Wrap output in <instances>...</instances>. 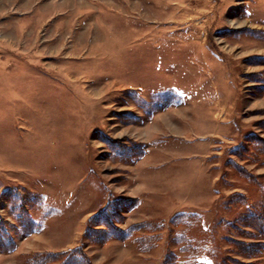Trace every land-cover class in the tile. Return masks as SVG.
Listing matches in <instances>:
<instances>
[{
  "label": "rangeland",
  "instance_id": "obj_1",
  "mask_svg": "<svg viewBox=\"0 0 264 264\" xmlns=\"http://www.w3.org/2000/svg\"><path fill=\"white\" fill-rule=\"evenodd\" d=\"M255 214L264 0H0V264H264Z\"/></svg>",
  "mask_w": 264,
  "mask_h": 264
},
{
  "label": "trees",
  "instance_id": "obj_2",
  "mask_svg": "<svg viewBox=\"0 0 264 264\" xmlns=\"http://www.w3.org/2000/svg\"><path fill=\"white\" fill-rule=\"evenodd\" d=\"M21 213L22 212H20L18 214L22 218V214ZM113 215H114V213L110 209V204L108 202L105 205V207L102 208V210H99V212L95 216H91L88 219L87 222L90 223V221H93V220H95V222H97V221L98 222L101 221L102 223H103V221H106L107 222V221H109V219L107 217H111L112 218ZM184 216H185V218H187V220H189V219H192V218L194 219L195 214H193V213H189V214H187V213L176 214L174 216V218L171 219L172 224L175 227H178L181 224H180V222H177L176 219H179V218L181 219ZM246 221H248L250 223V226L253 228V230L257 231L261 235L264 234V214H259L257 216H256V214L255 215H250V216H248V218L246 219ZM27 225L28 226H31V227L34 226L33 229L34 230L36 229L35 222L33 220L32 221L31 220H28ZM103 225H105V224H103ZM31 231H32V229H31ZM111 232L114 233V235L117 238L123 239V238H127V237L130 236L129 234L131 233V230H128V232H126V231H124V232H121V231H119V232H113L111 230ZM91 234H94L93 235V239H96V240L98 239V237H100L98 240H102V239L107 240L109 238H112L111 236H108L107 235L108 234L107 230H103L101 232V234L98 233L99 236L98 235L96 236L97 233L94 232V230L87 232V235L90 236ZM235 245L240 246L241 244L240 243H235ZM248 246L249 245H247L246 247L247 248H250ZM81 248H82V246L77 247V248H74V249H70V250H68L66 252H62V253H42V254H38V255H35V256L31 257L30 260H29V262H28V264H50L52 262H58L60 264H90V262H88L89 260L85 256V253L83 252V249H81ZM250 251L253 252V249H251Z\"/></svg>",
  "mask_w": 264,
  "mask_h": 264
}]
</instances>
